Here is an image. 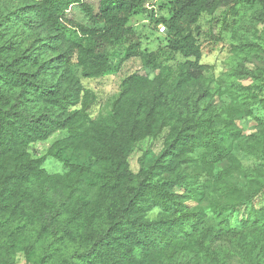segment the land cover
I'll list each match as a JSON object with an SVG mask.
<instances>
[{
	"label": "clouds",
	"instance_id": "1",
	"mask_svg": "<svg viewBox=\"0 0 264 264\" xmlns=\"http://www.w3.org/2000/svg\"><path fill=\"white\" fill-rule=\"evenodd\" d=\"M36 2L42 14L29 17L38 28L30 37L64 25L48 15L62 0ZM180 3L184 14L148 52L108 45L109 28L126 32L116 20L103 31L87 19L66 25L75 35L61 36L59 72L37 79L55 85L56 104L30 114L25 101L33 143L22 146L24 171L40 185L29 210L52 232L45 264H264V0ZM18 55L0 54V93L10 91L4 80L36 71L12 64ZM81 152L95 165L87 177ZM15 155L0 156V179L18 166ZM86 207L95 215L82 231L57 227L66 209ZM16 223L25 221L0 214V264H32V242Z\"/></svg>",
	"mask_w": 264,
	"mask_h": 264
},
{
	"label": "trees",
	"instance_id": "2",
	"mask_svg": "<svg viewBox=\"0 0 264 264\" xmlns=\"http://www.w3.org/2000/svg\"><path fill=\"white\" fill-rule=\"evenodd\" d=\"M14 2L15 0L7 1L5 3L7 11L0 12V41H4V43L0 44V54L11 56L20 51V55L15 56L11 63L31 64L36 68V71L31 73L21 72L20 75L24 77V80L20 83H17L16 80H4V86L10 91L7 94L0 93V103H3V108H0V156L7 157L9 153L14 152L16 155L13 163L19 162L13 171L8 172L6 176L0 179V184L3 185L0 188V214L7 216L9 220L25 221L23 224L16 223V229L18 232L22 229L25 232L28 231L27 238L32 242L30 245L31 252L25 253L26 257H28L37 246L43 247L45 244L47 245V241L52 238V232L43 216L37 217L29 210L31 203L36 198L40 185L30 186V177L24 171L29 167L23 162L27 160L29 153L22 150V146L25 145L26 141L29 144L33 143V141L27 140L26 124L24 123L27 117H22V112L25 109V101H27L30 114L56 104L55 95L58 90L55 85L45 89L42 83H37V79L42 71L51 73L55 69L59 72V66L54 62L60 61L64 55V53L58 51V45L62 42L61 36H64V33L59 31L63 25L58 23L57 28L50 34L43 36L34 35L36 36V42L31 49L25 51L18 49L17 44L12 39L7 38L8 33L18 28L29 34L37 33L38 28L29 17L41 15L42 5L38 4L36 0H19V7L7 6ZM147 2L148 0H62L60 5L55 6L56 12H49L48 15H56L57 21L63 20L64 24L73 25L74 23L72 22H65V15L70 8L79 7L89 22L101 26L99 29L101 31L107 27L111 20H116L126 27V32L121 33L119 26H114L115 30L109 28L108 31L104 32L106 43L112 45L125 40L129 37L128 33L133 35L128 22L138 11L145 10L144 7ZM191 2L192 0H189L190 4ZM177 5H179L178 9ZM186 7L187 5L181 4L180 0H171L168 15L166 17L160 16L154 20L155 24L162 26L164 31L169 30L170 27L174 26L173 22L184 14ZM151 18L153 19V16ZM80 30L83 32L85 28L80 25ZM128 46L140 48L138 43L129 44ZM51 52H55L56 55L50 59L43 60V57ZM42 60L43 62H41ZM3 68L4 65L0 64V69ZM5 74L7 75L6 69ZM57 83H59V79H57ZM41 115H44V113L41 112L34 119L39 121ZM84 153L88 155L87 152ZM6 165L7 161L0 163V170L7 172ZM79 166L87 169L84 173L87 177L91 169L88 166ZM37 179L42 180L43 178L37 176ZM39 211L43 212L44 209ZM89 215L95 214L91 213V209L87 207L83 211L76 208L71 211L66 209L61 215L57 227L63 231V226L67 223L69 232L78 233L87 225ZM94 223L97 224L99 229L101 223L99 218ZM29 224L34 226L31 230H29ZM21 235H24L23 231ZM60 239L67 245H71L74 242L66 240L63 236ZM16 240L17 245H19L21 243L20 237L17 236ZM9 264H17V262L11 261Z\"/></svg>",
	"mask_w": 264,
	"mask_h": 264
},
{
	"label": "rangeland",
	"instance_id": "3",
	"mask_svg": "<svg viewBox=\"0 0 264 264\" xmlns=\"http://www.w3.org/2000/svg\"><path fill=\"white\" fill-rule=\"evenodd\" d=\"M9 0H0V12L7 11L6 2ZM171 0H148L145 5V10L138 11L135 15H133L129 22L128 26L132 29L133 35L127 37L125 40L121 41L123 44L129 45V41L132 38H135V43H138L140 48L143 51L148 52L149 46L153 45L155 42L159 41L163 43V31L160 25H156L155 21L160 16L166 17L168 15L169 3ZM5 4V5H4ZM153 16V19L151 18ZM87 17L81 12L79 7L70 8L65 15V22H72L84 20ZM67 23L64 24V36L67 39L68 35H75L71 33L70 30L66 27ZM81 26H83L81 24ZM199 35V33H197ZM22 37V39H21ZM7 38L12 39L18 46V49L23 51L31 49V47L36 42V36H31L29 33L24 32L22 29L18 28L10 33H8ZM31 38V43L27 45V47H23L24 44L27 43L28 39ZM35 151H40L39 147L35 149ZM80 165L88 166L89 158L86 153H80L79 155ZM153 160L155 157L152 158ZM58 169H60V165L56 160H49L47 163V171L49 173H55ZM91 171H95V166L93 165ZM231 179L235 180L237 177H231ZM24 235L28 237V231L25 232L23 230ZM44 244V243H43ZM67 245V244H66ZM46 244L41 247L37 246L35 250L28 256L29 259L32 260V264H45L46 257L43 255L45 251ZM66 251H70V248H66ZM51 264V262H50Z\"/></svg>",
	"mask_w": 264,
	"mask_h": 264
},
{
	"label": "built area",
	"instance_id": "4",
	"mask_svg": "<svg viewBox=\"0 0 264 264\" xmlns=\"http://www.w3.org/2000/svg\"><path fill=\"white\" fill-rule=\"evenodd\" d=\"M161 29L164 30V28L161 26Z\"/></svg>",
	"mask_w": 264,
	"mask_h": 264
}]
</instances>
